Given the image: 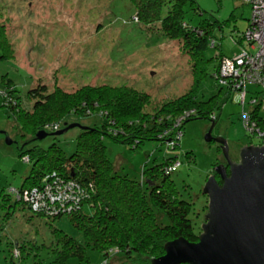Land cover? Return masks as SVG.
Returning <instances> with one entry per match:
<instances>
[{"label": "rangeland", "instance_id": "1", "mask_svg": "<svg viewBox=\"0 0 264 264\" xmlns=\"http://www.w3.org/2000/svg\"><path fill=\"white\" fill-rule=\"evenodd\" d=\"M194 1L202 13L194 15L186 7L185 20L194 28L200 20L220 23V29L217 27L213 35L221 45L222 54L226 57L240 54V47L233 44L231 37L246 31L250 8L237 0ZM134 15L135 9L129 0H0L3 46H8L13 57L8 61L0 60V93L6 88L7 84L1 82L6 76L15 84L21 107L30 110L32 103L27 93L38 86L45 87L48 93L58 88L66 94H74L84 87L124 89L145 96L142 114L156 115L165 104L189 92L194 83L192 69L179 43L153 36L156 25L145 28ZM209 41L212 47V39ZM215 53L210 49L207 56L213 57ZM248 90L255 89L250 86ZM216 94H219L221 109L216 110L212 119L209 116L213 122L201 119L188 122L193 116H184L191 110L175 117L167 116L170 134L164 140L171 150L154 141L145 142L139 149L136 145L128 147L105 141L106 156L114 171L132 180H139L144 167L151 168L163 158L177 159L175 168L179 167L170 180L178 199L192 204L190 219L195 233L199 232L207 212L202 189L215 167L225 164L215 140H225L232 161L238 160L242 147L258 145V141L247 134L241 119L242 112L250 110L249 95L242 108L240 93L227 95L209 78L198 98L207 100ZM96 114L83 119L67 114L60 122L51 124H62L59 131L72 124L101 126L104 120L100 116L104 112L98 109ZM211 123L215 126L212 141L207 143L204 137ZM51 124L42 131L52 134L47 131ZM109 124L108 128L112 125ZM79 130L69 129L60 136L46 137L27 147L35 145L47 149L55 144L68 156L75 150ZM6 139L10 145L6 144ZM29 139L22 136L10 112L4 106L0 108V191L7 193L10 188H19L27 177L31 165L19 159L17 148ZM3 213L5 211L0 209V216ZM9 217L10 223L0 229V264H49L54 245L51 228L82 241L67 218L51 222L28 211L12 213ZM162 220L164 225L168 223L165 218ZM15 242L24 247L23 252L14 248ZM87 257L89 264H123V259H117L120 255L109 258L107 263L93 250H87Z\"/></svg>", "mask_w": 264, "mask_h": 264}, {"label": "trees", "instance_id": "2", "mask_svg": "<svg viewBox=\"0 0 264 264\" xmlns=\"http://www.w3.org/2000/svg\"><path fill=\"white\" fill-rule=\"evenodd\" d=\"M129 1L135 9L134 17L141 25L145 28L156 25L153 36L180 44L192 69L194 83L189 92L165 104L156 115L142 114L145 96L104 87H84L74 94H66L58 88L48 93L45 87L38 86L29 89L27 96L32 105L30 110H25L16 96L14 82L6 76L1 79L2 84L7 85L0 93L3 95L0 96V108L4 106L14 117L23 137H30L26 144L17 148V152L19 159L30 164L31 168L19 188H10L7 193L0 191V209L5 211L0 216V222H3L0 229L10 223L9 216L16 212L28 211L51 222L67 218L82 241L50 227L54 245L49 264H89L87 250L100 253L106 263L109 258L120 255L117 259H123V264H151L153 259L164 255L166 243L178 238L196 243L200 234V230L195 233L190 219L192 204L178 199L175 185L170 180L172 173H166L177 159L163 158L151 168L144 167L139 180H132L114 171L106 156L105 141L128 147L136 145V149L145 142L154 141L171 150L164 140L167 136L160 138L169 128L167 116L175 117L185 110L194 109L197 116L188 122L197 119L213 122L209 116H216V110L221 109L219 94L207 100H200L198 95L207 79L212 78L217 84L214 75L219 61L226 57L213 35L221 24L200 20L195 28L191 26L185 20V8L188 7L194 15L202 13L194 0ZM234 35L231 38L240 43V38ZM211 39L213 47L209 44ZM4 43L0 27V60L8 61L13 57ZM210 49L215 50V56H207ZM217 86L227 95L233 94ZM247 92L251 96L254 91L247 89ZM98 109L104 112L100 117L105 122L101 126L79 130L71 155L67 156L55 144L47 149L35 145L27 147V144L37 141L35 136L44 126L60 122L67 114L79 119L98 115ZM251 117L260 123L263 114L257 107L252 110ZM109 123L112 125L108 128ZM61 125L51 124L47 131L56 126L57 130L52 131L55 133ZM49 135L47 137L54 138ZM215 178L221 185L218 177ZM35 194L48 210L34 211ZM58 195L68 198L54 207L49 203V197ZM85 195L89 199H85ZM163 218L168 222L166 225ZM14 248L23 252L24 247L15 242Z\"/></svg>", "mask_w": 264, "mask_h": 264}, {"label": "water", "instance_id": "3", "mask_svg": "<svg viewBox=\"0 0 264 264\" xmlns=\"http://www.w3.org/2000/svg\"><path fill=\"white\" fill-rule=\"evenodd\" d=\"M214 126L211 123L204 137L207 143L212 141ZM73 128L87 129L72 124L49 136L57 137ZM47 136L41 131L35 140ZM215 141L225 164L214 169L202 189L207 212L197 242L183 238L168 242L164 255L151 264H264V147H242L238 160L232 161L225 140ZM6 144L11 142L6 139Z\"/></svg>", "mask_w": 264, "mask_h": 264}, {"label": "built area", "instance_id": "4", "mask_svg": "<svg viewBox=\"0 0 264 264\" xmlns=\"http://www.w3.org/2000/svg\"><path fill=\"white\" fill-rule=\"evenodd\" d=\"M237 2L249 7L251 10L246 31L240 35L237 34L240 43L232 39L233 44L239 46L241 52L233 57H223L218 63L214 79L228 93L239 92L241 94L240 104L242 108L246 105L245 98L248 94V87L255 88L251 96L248 94L250 99L247 104L250 110L249 112H242L241 119L247 134L258 141V147H264V0H237ZM211 42L213 47L214 42ZM257 107L263 114L260 123L251 117L252 110ZM194 115V111H187L184 118ZM210 117L212 119L213 115ZM51 130L56 131L57 127L53 126ZM168 133H170L169 130L161 134L160 138L168 136ZM176 165H178L177 161L166 173H173L179 167L175 168ZM67 198L68 196L64 197L62 195L49 197V203L56 207L57 203L60 204ZM33 202L34 211L48 210L44 205L45 203L40 202L38 195H36Z\"/></svg>", "mask_w": 264, "mask_h": 264}, {"label": "crops", "instance_id": "5", "mask_svg": "<svg viewBox=\"0 0 264 264\" xmlns=\"http://www.w3.org/2000/svg\"><path fill=\"white\" fill-rule=\"evenodd\" d=\"M255 91V90H254Z\"/></svg>", "mask_w": 264, "mask_h": 264}]
</instances>
